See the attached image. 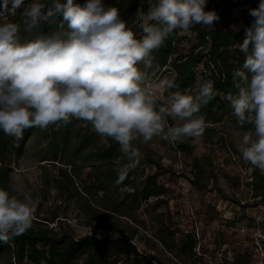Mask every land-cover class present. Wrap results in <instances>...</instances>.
I'll use <instances>...</instances> for the list:
<instances>
[{
	"label": "clouds",
	"instance_id": "clouds-1",
	"mask_svg": "<svg viewBox=\"0 0 264 264\" xmlns=\"http://www.w3.org/2000/svg\"><path fill=\"white\" fill-rule=\"evenodd\" d=\"M24 0H2L0 16H15ZM148 10H138L143 36L136 39L115 7L102 0L33 2L24 7L20 25L0 24V129L7 136L23 138L24 130L68 124L71 118L88 121L96 133L120 145L128 163L118 169L121 184L142 157L133 142L147 143L160 136L170 143L182 138L195 141L206 124L198 115L219 93L214 82L199 84L195 95L163 91L176 88L175 76L153 79L152 53L175 30L188 32L200 25L212 30L219 16L205 11L207 0H147ZM9 4L11 7L9 8ZM254 17L238 44L242 65L233 70L235 93L223 98L237 123L251 124L238 144L245 162L264 174V0L249 10ZM62 18V20L60 19ZM59 22V23H58ZM70 31L43 34L42 23ZM143 65V70L138 65ZM171 117L175 126H168ZM165 129H167L165 131ZM16 191V189H13ZM36 209L31 197L24 199L0 189V242L25 234L32 228Z\"/></svg>",
	"mask_w": 264,
	"mask_h": 264
},
{
	"label": "trees",
	"instance_id": "trees-1",
	"mask_svg": "<svg viewBox=\"0 0 264 264\" xmlns=\"http://www.w3.org/2000/svg\"><path fill=\"white\" fill-rule=\"evenodd\" d=\"M33 2L49 3L50 0H24L15 16L7 15L6 18L7 22L20 25L23 38L30 37L23 31L22 13L24 7ZM102 2L106 8L115 7L119 12L131 11L136 17L128 22L127 27L135 33L136 39L142 38L144 34L139 26L138 10L147 12V0ZM259 2L207 0L205 11H214L219 16L212 30L200 25L190 28L188 32L175 30L152 53L153 69L148 70L149 75L156 70L153 79L175 76L177 87L164 91L166 96L175 91L194 96L199 84L207 80L214 82V89L219 95L198 113L205 120L203 135L208 138L217 132V124L234 116L230 103L223 97L236 91L232 73L245 59L238 44L243 42L245 29L255 19L249 10L257 8ZM74 3L82 6L86 0H74ZM38 31L48 34L70 30L65 22L63 29L42 23ZM167 121L169 126H175L171 117ZM243 127L254 130L251 124ZM34 133H41L45 143L43 160L64 165V169L59 168L64 180H60L57 187L63 191L61 197L64 202L66 197H75L76 210L64 213V219L56 214L37 218L25 234L12 237L8 243L0 242V264L2 258L8 259L9 264H192V259L200 256L195 250L196 236L185 232L177 237L167 223L168 215L166 219L156 221L154 235H139L138 228H145L146 225L139 213L141 206L145 204L143 211H147L148 208L157 209L166 203L168 188L158 180L159 172L156 171L163 169L160 157L151 148L134 141L133 146L142 153V157L139 164L129 170L126 179L117 185L118 169L128 163L127 157L121 152L118 142L96 133L88 121L71 118L66 125L61 122L60 126L50 125L43 130L39 127L28 128L24 130L22 139L7 136L0 129V189L11 193L12 162L22 156L28 139ZM190 139L176 143L167 141L173 149L190 154L193 138ZM193 163L197 174L195 178H188V181L197 188L205 187L199 185L207 176L205 168L198 158H194ZM76 178L80 186L75 183ZM246 185L250 189L253 204L236 199L231 201L241 208L264 203V174L258 168L253 166ZM215 189L222 199H231L220 188L215 186ZM152 198L154 200L149 203ZM71 215L77 223L92 230L75 235L71 228H65L68 225L66 220ZM51 221H55V226H48ZM96 229L103 230V235H98Z\"/></svg>",
	"mask_w": 264,
	"mask_h": 264
},
{
	"label": "rangeland",
	"instance_id": "rangeland-1",
	"mask_svg": "<svg viewBox=\"0 0 264 264\" xmlns=\"http://www.w3.org/2000/svg\"><path fill=\"white\" fill-rule=\"evenodd\" d=\"M120 16L127 26L136 17L131 11H122ZM6 22L0 16V24ZM138 68L143 70V65H138ZM161 95L167 97L164 91ZM216 130L212 138L203 135L199 141L193 140L190 154L173 149L160 136L153 137L147 143L142 142V137L135 141L151 148L160 157L163 169H156L159 172L158 180L168 188L166 203L157 209L148 208L147 211H143L146 206L143 204L139 209L146 224L145 228H138L139 235H154L156 221L166 219L168 215L167 223L177 237L191 232L197 238L195 250L200 256L192 259V264H264V203L241 208L231 201L236 199L248 204L254 202L246 185L253 166L243 160L238 148L243 134L254 130L241 128L235 116L217 124ZM181 140L191 141L188 137ZM44 145L41 133H34L28 139L22 156L11 165L10 194L21 200L25 194L31 197L36 209L33 222L37 218H47L54 214L64 219V213L76 210L75 197H66L64 202L61 197L63 191L57 187V183L64 180L59 171V168L64 169V165L43 160ZM194 158L199 159L207 175L199 184L205 186L202 188L188 181V178H195L197 174ZM75 183L80 186L78 178ZM215 186L231 199H222ZM153 200L150 199L149 203ZM241 216L244 218L240 219ZM66 222L68 225L65 228H71L75 235L92 230L91 227L77 223L72 215ZM48 226H55V221L49 222ZM95 232L100 236L104 233L100 229ZM139 246L142 248L141 243ZM1 264H9L8 259L2 258Z\"/></svg>",
	"mask_w": 264,
	"mask_h": 264
},
{
	"label": "built area",
	"instance_id": "built-area-1",
	"mask_svg": "<svg viewBox=\"0 0 264 264\" xmlns=\"http://www.w3.org/2000/svg\"><path fill=\"white\" fill-rule=\"evenodd\" d=\"M1 18H3L4 20H6V18H7V15H5V16H1ZM145 170L147 171V170H148V168H145ZM124 189H126V188H124Z\"/></svg>",
	"mask_w": 264,
	"mask_h": 264
}]
</instances>
